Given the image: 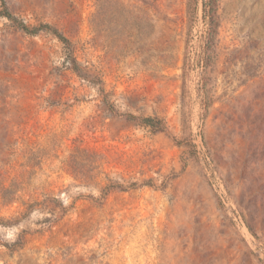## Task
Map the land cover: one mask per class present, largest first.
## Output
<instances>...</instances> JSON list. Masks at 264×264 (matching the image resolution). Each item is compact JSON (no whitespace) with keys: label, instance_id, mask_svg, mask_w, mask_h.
I'll return each mask as SVG.
<instances>
[{"label":"rangeland","instance_id":"1","mask_svg":"<svg viewBox=\"0 0 264 264\" xmlns=\"http://www.w3.org/2000/svg\"><path fill=\"white\" fill-rule=\"evenodd\" d=\"M0 264H264V0H0Z\"/></svg>","mask_w":264,"mask_h":264},{"label":"trees","instance_id":"2","mask_svg":"<svg viewBox=\"0 0 264 264\" xmlns=\"http://www.w3.org/2000/svg\"><path fill=\"white\" fill-rule=\"evenodd\" d=\"M4 17H6L7 19H9V20H14V18L9 14V13H7V12H5L4 13ZM44 28H47V29H49L50 31H52V33L55 35V37L62 43V44H66V45H70L69 44V42H68V40H67V38H65V36H63V35H61V34H59L58 32H57V30H54V29H52V28H50V26H43ZM20 29H22L24 32H28V33H33V32H36L37 30L35 29V30H29L26 26H24V25H22L21 24V26H20ZM211 40H208L207 42H206V45L208 44V42H210ZM76 62L75 61H73V67H72V69H76ZM143 123L146 125V126H148V127H151V128H154V129H161V128H163L162 126L160 127H158V126H156L154 123H155V120L154 119H152V118H145L144 120H143ZM158 123V122H157ZM76 177V176H75ZM104 189H106L107 187H103ZM103 189V190H104ZM120 190H121V188H120Z\"/></svg>","mask_w":264,"mask_h":264}]
</instances>
